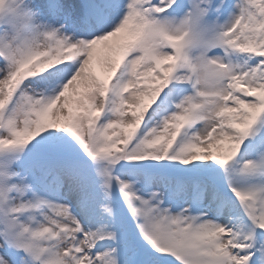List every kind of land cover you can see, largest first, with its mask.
<instances>
[{"label": "snow or ice", "instance_id": "1", "mask_svg": "<svg viewBox=\"0 0 264 264\" xmlns=\"http://www.w3.org/2000/svg\"><path fill=\"white\" fill-rule=\"evenodd\" d=\"M0 264H264V0H0Z\"/></svg>", "mask_w": 264, "mask_h": 264}]
</instances>
